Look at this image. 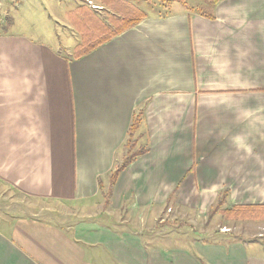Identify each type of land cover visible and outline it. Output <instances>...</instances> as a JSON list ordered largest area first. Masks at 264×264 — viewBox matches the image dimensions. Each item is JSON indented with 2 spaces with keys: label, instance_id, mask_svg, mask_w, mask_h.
<instances>
[{
  "label": "crops",
  "instance_id": "1",
  "mask_svg": "<svg viewBox=\"0 0 264 264\" xmlns=\"http://www.w3.org/2000/svg\"><path fill=\"white\" fill-rule=\"evenodd\" d=\"M182 2L79 59L9 32L13 21L1 28L0 180L59 205L102 202L141 114L146 153L118 175L108 211L203 217L221 193L228 206H264V0L208 12ZM0 264H264V246L225 232L168 244L98 222L2 217Z\"/></svg>",
  "mask_w": 264,
  "mask_h": 264
},
{
  "label": "rangeland",
  "instance_id": "2",
  "mask_svg": "<svg viewBox=\"0 0 264 264\" xmlns=\"http://www.w3.org/2000/svg\"><path fill=\"white\" fill-rule=\"evenodd\" d=\"M0 0V31L12 21L14 24L6 28L11 33L27 34L57 45L67 54L79 42V36L70 26L66 15L78 5L84 3L92 9L96 0ZM139 11L148 16H158L169 11L168 0H151L152 9L143 0H126ZM190 7L201 12H208L205 0H183ZM180 6L181 3L172 5ZM103 9L100 16L106 18L111 12ZM64 47H68L66 51ZM71 50V51H70ZM104 208V199L99 203L73 202L70 205H59L51 201L26 197L0 180V218L35 216L54 221L62 227H70L76 222H98L116 228L135 231L144 240L177 244L200 238L211 241L217 238L214 232L224 233L233 238L260 240L264 246V223L260 221L225 220L216 214L210 219L207 215L197 217L194 214L161 211L158 215L125 214L123 211H108Z\"/></svg>",
  "mask_w": 264,
  "mask_h": 264
},
{
  "label": "trees",
  "instance_id": "3",
  "mask_svg": "<svg viewBox=\"0 0 264 264\" xmlns=\"http://www.w3.org/2000/svg\"><path fill=\"white\" fill-rule=\"evenodd\" d=\"M147 3L148 9H152L151 0H143ZM169 2L173 0H168ZM207 8L213 10L221 0H205ZM95 6L98 9H92L87 4H80L72 11L68 12L66 18L70 26L79 36V42L73 50V59H79L94 51V49L105 44L111 39L121 35L123 32L134 28L143 19L147 17L145 12L129 4L126 0H96ZM183 3V2H182ZM184 4V3H183ZM103 9H109L110 15L106 18L100 16L99 12ZM164 12L161 15H165ZM211 18V17H210ZM141 114L134 116L130 122L127 139L123 146L124 154L120 163L116 164L114 170L109 174V184L106 191L101 190L104 199V208L109 207L111 190L118 175L134 159L146 153V149L137 147V131L140 125ZM216 214L221 215L225 220L232 221H261L264 219V206H228L227 193H221L216 202L211 206L208 212L210 219ZM220 232H214L218 235Z\"/></svg>",
  "mask_w": 264,
  "mask_h": 264
},
{
  "label": "built area",
  "instance_id": "4",
  "mask_svg": "<svg viewBox=\"0 0 264 264\" xmlns=\"http://www.w3.org/2000/svg\"><path fill=\"white\" fill-rule=\"evenodd\" d=\"M89 2V0L87 1V3ZM88 4H90V2L88 3ZM168 212H170V210H168Z\"/></svg>",
  "mask_w": 264,
  "mask_h": 264
}]
</instances>
